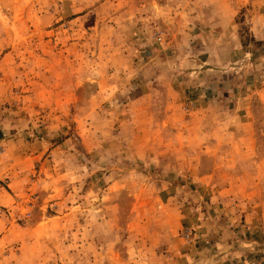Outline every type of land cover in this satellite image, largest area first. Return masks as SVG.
<instances>
[{"label": "rangeland", "instance_id": "1", "mask_svg": "<svg viewBox=\"0 0 264 264\" xmlns=\"http://www.w3.org/2000/svg\"><path fill=\"white\" fill-rule=\"evenodd\" d=\"M159 1L167 9L152 1L156 23L142 31L141 42L131 20L136 0H0L7 193L25 198L23 206L7 202V254L0 251V264H264V70L254 65L264 57V34L249 31L252 6L237 14L236 45L246 54L216 68L225 71L216 77L237 74L236 97L263 90L245 101L217 103L202 42L210 34L181 26L180 0ZM254 3L264 16V0ZM116 11H129V26L112 19ZM106 22L116 27L106 29ZM150 45L171 55L165 68L174 74L198 71L187 75L196 80L189 96L178 83L155 100L137 94L165 87L153 84ZM253 72L255 86L247 88L245 75ZM232 103L252 106L253 115L230 113ZM200 105L215 111L199 113L194 123ZM37 151L53 158L46 167L57 171L52 184L41 182L43 190L52 186L42 200L33 184L43 161ZM21 181L29 196L19 191ZM178 184L187 187L180 191ZM196 196L211 200L214 210L204 212L218 230L226 227L207 241L223 239L217 257H205L213 250L199 249V228L186 217ZM239 232L255 237L252 246L223 248Z\"/></svg>", "mask_w": 264, "mask_h": 264}, {"label": "crops", "instance_id": "2", "mask_svg": "<svg viewBox=\"0 0 264 264\" xmlns=\"http://www.w3.org/2000/svg\"><path fill=\"white\" fill-rule=\"evenodd\" d=\"M152 1L156 0H136V5H135V10H132V16L133 18L131 19L133 22V30L138 34L137 39L139 41H144L140 40L142 37L141 35L143 34L142 31L146 29L148 26H152L153 23H156V17L154 13L152 14V10L150 6H153ZM164 1V0H163ZM181 1V7L179 8V11L177 12L178 16H184L186 18V24H181L182 27L188 28V29H193L195 33L199 32H204V33H209L207 39H204L202 42L204 43V48L205 51L207 52V58H211V61H207L206 63H211L212 68H207V70L212 71V79H211V87L212 92L211 95L212 97L215 95V102L220 103V101L224 102L223 100H232L233 102L235 100L240 101L243 99L244 101L247 100L248 98H252L253 93L258 92L259 94L263 89H259L258 91L252 90L249 93H246V91H238L239 95L237 96V91H236V86L233 84L235 80H237L238 75L235 74V76H230V73L228 72V77L227 78H222L220 77L219 74L216 73L221 72L222 74L225 71L222 70H215L216 68L219 69H224L226 66H229L230 63L234 62L239 55L242 54L245 55L246 53L240 49V53L238 50V47L236 45V30H237V25L235 23V17L237 14L241 12L243 8H246L248 5L252 6V9H246L247 10V15L246 17L248 18V27L249 31L253 33L254 35L264 34V16L263 13L256 11V9L259 7L258 4L254 3V0H180ZM162 1L158 0V7L160 8L161 12L166 11V6ZM188 4L189 8L188 9ZM251 11V12H250ZM173 14L172 11L168 13L163 14L160 18L167 19L169 16ZM129 11H116L114 13L112 19H116L117 23L120 25H127L130 16ZM153 15V16H152ZM176 15V14H175ZM92 16V15H91ZM161 20V19H160ZM159 20V21H160ZM102 24H104L102 22ZM106 29L116 27V24L114 23H109L106 22L105 26ZM235 37V38H234ZM262 38V37H260ZM170 41V40H169ZM169 43H175L174 41H170ZM144 45V44H142ZM169 44H167L168 46ZM149 55L147 56L149 58L148 64L151 65V75L153 79V84L156 85L157 83L160 82V84L163 83L165 86L163 89H148V91H143L139 90L137 94L142 95V97H148V98H153V100L156 99V97L159 94H165L168 91L170 92L172 90V86H175L174 83H178V86L180 87V92L184 96H189L190 91L189 88L191 85H194V82L196 80L189 79L188 74H190L192 71L198 73L197 70H179L177 74H174V72L169 71V68L166 67V60L167 58L169 59L171 55H167V52H159L155 46H148ZM147 51V52H148ZM255 67L258 68V72L261 74V72L264 70V57H260L259 59H255ZM168 73L167 79L166 77L163 79L160 77L162 72ZM257 73L253 72L251 76H246L245 75V81L248 82V87L247 88H252L253 84H250V81H255L256 78L255 76ZM197 77V75L195 76ZM225 79V80H224ZM193 84H192V82ZM174 84V85H173ZM222 85L223 88L226 87H231V90L228 92L227 90H224L223 92L220 91L219 86ZM246 88V89H247ZM176 91H172V93H175ZM221 94V95H220ZM242 95V96H241ZM131 97V96H130ZM129 97V99H130ZM219 100V101H217ZM251 100V99H250ZM132 105L134 107H137V100L136 99H131ZM218 105V104H217ZM140 106H143L140 103ZM219 108V106H218ZM249 109V110H247ZM215 111L214 106H204L200 105L198 107H195V112L197 113L194 115L193 122H197V118L199 113L203 112H213ZM230 113L235 114L236 116L239 114H245L247 111L250 112L251 115H253V110L252 106L247 107L246 104H240V103H232L231 109L228 110ZM251 123L246 124V130L244 131V135L250 134V126L252 125ZM0 145L2 146V150L0 151V181L3 183H0V251L3 253L7 254V202L13 201L16 207L18 206H23L25 204V198H15L14 196L16 193H7V137L4 135V130H0ZM34 145H38L42 147V143L37 144V142H34ZM39 150V149H37ZM40 151H37V154L35 155L39 161L43 160L40 166V170L38 171V176H36V179L33 180V184H36L39 188L41 185V182L44 184L49 183L52 184L53 180L57 177V171L53 166H47L46 163L50 164L51 161H53V158L50 160H47L45 157L40 156ZM194 158V156L191 157V159ZM197 159V157H196ZM187 159L184 158V161ZM53 167V168H52ZM19 178H23L24 174L20 173L18 175ZM48 179V180H46ZM45 180V181H44ZM62 183L65 184V182H61L60 185L62 186ZM178 187H180V191H184L187 187V185L183 184H178ZM28 184L24 181H21V186L18 187L19 191L24 192L26 195L29 196V193L27 192ZM49 189H52V186H50L48 189H41L39 188V196L40 200H42L46 195L51 194L52 191H49ZM64 189V187H63ZM195 189H198V186L195 185ZM164 193H166V190H163ZM194 192H192L193 194ZM38 196V197H39ZM35 200H38L37 197H35ZM35 200H33V203H35ZM170 201V200H169ZM168 201V202H169ZM180 205H183L182 202L177 201ZM211 200L209 203L205 204L202 200L201 197L196 196L195 199L191 200L189 202V209L190 213L186 217H190V219H193L194 225L193 228H199V235H197V239L195 242H200L201 245L199 246V249L205 245V248L203 247L202 250H205L206 248L212 249L210 253H205V257H214L220 255V250L217 248L218 244H221L223 242V239L219 241V237L217 236V239L212 240L211 242L207 241L213 237V235L217 234H222L224 233V229L226 228H219L220 230L217 229V222L216 221H210L208 218V214L204 212L208 211L210 208L214 210L215 208L211 204ZM168 205L166 207L172 209L173 206ZM179 205V206H180ZM13 205H10L12 207ZM180 217H185V214H180ZM226 220V219H225ZM187 223V222H186ZM225 225V224H224ZM235 225V224H234ZM195 226V227H194ZM234 229H239L237 224L234 226ZM228 230H231V227L228 228ZM232 235L229 238H225L226 240V246L223 248H226L227 245L231 244V247L235 250H240L245 248V245H250L247 246L248 248L251 247L252 245L248 242H255L253 235H241L239 233H231ZM249 236V237H248ZM249 240V241H247ZM216 245V246H215ZM207 246V247H206ZM228 249V248H227ZM209 251L208 249H206ZM219 250V251H218ZM199 254V250L197 251ZM201 253V252H200ZM203 253V254H204ZM214 253V254H212ZM243 253V252H241ZM239 253V254H241ZM236 257V254L233 255ZM242 262H246V256H241Z\"/></svg>", "mask_w": 264, "mask_h": 264}]
</instances>
